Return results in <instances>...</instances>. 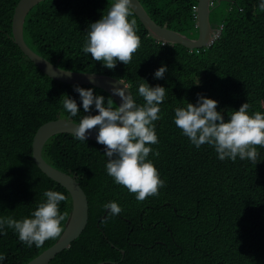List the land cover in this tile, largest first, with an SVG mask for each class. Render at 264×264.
I'll return each instance as SVG.
<instances>
[{"label": "trees", "instance_id": "obj_1", "mask_svg": "<svg viewBox=\"0 0 264 264\" xmlns=\"http://www.w3.org/2000/svg\"><path fill=\"white\" fill-rule=\"evenodd\" d=\"M18 1L0 0V216H29L45 199L43 192L53 189L66 196L60 202L61 212L67 213L64 229L70 196L37 168L32 140L46 122L61 118L78 123L84 112L70 116L63 99H77L79 107L73 85L49 78L14 43L11 24ZM138 1L160 27L197 38L198 0ZM112 2L42 1L26 15L23 38L32 51L61 69L123 81L137 104L143 103L137 91L143 80L166 88L160 118L154 121L158 143L151 146L158 155L149 153L165 184L158 195L137 200L104 176L103 145L70 134L49 138L42 158L75 177L90 206L85 229L48 264H264V148L256 146L257 163L239 157L222 161L212 146L192 145L173 122V109L195 103L197 94L215 99L225 119L245 101L250 113L264 112V10L259 0H215L209 20L213 28L223 26L220 36L209 48L194 50L156 42L131 10L140 47L127 64L107 69L85 54L82 45L88 24L106 14ZM218 2L225 3L223 13ZM161 64L168 71L155 79ZM81 87H92L113 101L99 88ZM90 168L96 169L84 174ZM108 201L118 202L122 211L112 216L102 207ZM58 238L28 247L6 227L0 235L3 264H26Z\"/></svg>", "mask_w": 264, "mask_h": 264}, {"label": "clouds", "instance_id": "obj_2", "mask_svg": "<svg viewBox=\"0 0 264 264\" xmlns=\"http://www.w3.org/2000/svg\"><path fill=\"white\" fill-rule=\"evenodd\" d=\"M214 2L210 1V8ZM131 5L132 0H113L107 13L89 23L86 28L82 51L107 69L114 68L117 62L127 64L140 47L136 22L129 19ZM258 6L264 10V0H259ZM222 27H212L216 34L204 48H209L218 39ZM167 71V65L161 64L153 76L162 79ZM73 90L78 93L79 107L77 99L64 95L63 108L70 116H76L78 111L83 110L84 115L77 124H73V134L75 139L85 141L88 130H95V140L104 146L103 155L107 158L106 179L112 177L116 184L134 193L137 200L158 195V189L164 186L165 181L160 178L153 161L149 159V153L158 155L151 146L158 143L154 121L160 118V104L165 100L166 88L160 84L150 86L143 80L137 89L143 98L142 104H137L129 92L126 94L124 87L112 88L111 92L120 98L119 105L115 104L114 107L112 100L106 101L105 96L97 94L92 87L84 88L76 84ZM217 103L215 99L197 94L195 103L186 102L173 109V122L196 148L203 144L212 146L219 160L227 158L234 161L239 157L257 163L259 153L256 146L264 148V112L250 113V105L245 101L225 119L223 110H217ZM95 169L90 168L84 174ZM70 177L82 189L80 182ZM43 197L45 199L37 204L29 216L20 219L11 215L0 216V235L4 234L6 227L11 228L21 242L37 248L45 240L59 237L63 231L62 222L67 216L66 212H61L60 202L66 200V196L62 192L46 189ZM86 205L89 208L87 196ZM70 206L72 208L71 203ZM102 207L112 216L122 211L116 201H108ZM4 259L5 254L0 252V264H3Z\"/></svg>", "mask_w": 264, "mask_h": 264}, {"label": "water", "instance_id": "obj_3", "mask_svg": "<svg viewBox=\"0 0 264 264\" xmlns=\"http://www.w3.org/2000/svg\"><path fill=\"white\" fill-rule=\"evenodd\" d=\"M45 0H19L12 16V39L22 53L45 75L49 78L68 85H86L99 88L106 92L119 105L120 98L111 92L112 88H125V93L131 91L128 86L115 78L106 75L89 73L73 72L70 70L61 69L43 57L32 51L25 43L23 38V25L28 12L37 4ZM210 1L198 0L196 6V25L198 28V38L192 40L186 36L174 32L172 30L160 27L146 13L138 0H132L131 10L136 15L140 23L153 40L164 45H181L187 49H201L207 47L215 31L210 25ZM216 34V33H215ZM133 97V96H132ZM77 124L66 119H56L41 125L32 140V159L37 168L56 184L64 188L71 196L72 208L70 215L66 221L65 227L55 241V243L42 252L40 255L32 259L26 264H48L59 252L68 248L85 229L88 221V207L86 205V196L78 184L69 175L62 173L49 164L42 158L41 152L46 141L56 134H73L74 125ZM86 140L95 141V130H88ZM123 254V250L121 251Z\"/></svg>", "mask_w": 264, "mask_h": 264}, {"label": "rangeland", "instance_id": "obj_4", "mask_svg": "<svg viewBox=\"0 0 264 264\" xmlns=\"http://www.w3.org/2000/svg\"><path fill=\"white\" fill-rule=\"evenodd\" d=\"M224 8H225V3L224 2H222V4H220V5L217 6V10H218L219 13L220 12L223 13Z\"/></svg>", "mask_w": 264, "mask_h": 264}]
</instances>
